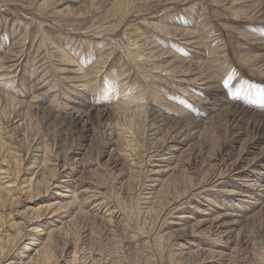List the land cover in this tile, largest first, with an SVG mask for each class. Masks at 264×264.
Instances as JSON below:
<instances>
[{
  "label": "rangeland",
  "instance_id": "rangeland-1",
  "mask_svg": "<svg viewBox=\"0 0 264 264\" xmlns=\"http://www.w3.org/2000/svg\"><path fill=\"white\" fill-rule=\"evenodd\" d=\"M187 29L195 38H181L178 32ZM196 40L202 44L191 43ZM262 53L264 0H0V86L7 91L0 87V93L20 100L18 108L31 107L28 113L9 107L6 98L0 102L7 112L0 166L9 157L3 162L9 169L0 179V186L8 188L6 201L0 200L5 214L0 243L6 245L5 233L16 235L14 219L22 233L17 247L0 255V264H31L38 244L27 239L36 226L27 219L31 211L45 213L58 191L52 183L68 176L84 191L78 192L79 199L94 194L92 203L103 206L87 219L76 211L58 217L61 221L52 216L53 223L43 227L49 231L71 218L76 221L57 235L56 255L67 249L62 264L76 263L68 256L74 245L66 246V240L78 246L76 264H83L91 250L93 257L105 258L101 264H264V154L259 150L264 139L258 149L246 145L258 135L251 124L242 135L244 144L234 140L228 149L225 143L235 138L229 111L213 117L210 110L211 102L220 101V87L226 90L220 95L232 101L264 107ZM249 54L260 57L248 61ZM174 58L176 65L170 62ZM198 61L207 64L206 70ZM114 73L118 79L112 80ZM111 80L117 85L107 89ZM142 108L146 113L137 115ZM76 110L87 115L72 122L69 114ZM158 112L182 122L211 120L207 137H191L183 146L167 149L185 136L177 134V125L168 128ZM131 120L135 144L125 152L123 132ZM46 152L57 172L48 171L52 188L47 185L50 192L45 187L26 200L30 183L41 186L42 176L35 170ZM171 152L181 160L175 169L167 165ZM52 175L56 180H50ZM192 179L201 180L195 187L202 188L177 198L175 188L183 193ZM13 197L19 204H10ZM89 199L81 204L84 208ZM240 210L249 216L241 225L234 216ZM21 212L26 215L19 216ZM68 229L71 237L65 238Z\"/></svg>",
  "mask_w": 264,
  "mask_h": 264
},
{
  "label": "bare ground",
  "instance_id": "bare-ground-1",
  "mask_svg": "<svg viewBox=\"0 0 264 264\" xmlns=\"http://www.w3.org/2000/svg\"><path fill=\"white\" fill-rule=\"evenodd\" d=\"M177 32V31H176ZM178 34L181 36V38H183L184 40L185 39H188V40H190V39H193V38H195V36H196V34L192 31V30H190V29H187V30H181L180 32H178ZM199 40V39H198ZM200 41V40H199ZM199 41H189V42H191V43H194L195 44V42L197 43L196 45H198L200 42ZM190 43V44H191ZM200 44H202V43H200ZM140 47V46H139ZM257 47V46H256ZM152 51V50H151ZM159 51V50H158ZM199 51V50H198ZM156 52V51H155ZM160 52V51H159ZM151 53H153V52H151ZM164 56V55H163ZM162 56V53H161V57H163ZM257 57H260V56H257V55H250L249 54V59L250 60H248V61H252L253 59H255V60H257L258 58ZM261 57H264V53H262L261 54ZM179 58V57H178ZM153 59V58H152ZM154 60H155V56H154ZM159 60H161V59H159ZM153 61V60H152ZM157 61H158V58H157ZM179 60H177V59H173L172 61H170V62H173V64H175V62H178ZM190 61V60H189ZM181 62H182V60H181ZM180 62V63H181ZM262 62V61H261ZM154 63V62H153ZM176 65V64H175ZM198 65H200L201 66V70L203 71V70H206V66H207V64H203V61H198ZM206 65V66H205ZM189 67V69H190V65H188V66H186V68H188ZM177 69V67L176 66H173V70L174 69ZM120 69V68H119ZM119 71V70H118ZM199 72H201V71H199ZM111 73V72H110ZM117 74V73H116ZM116 74L114 73V74H111V75H113V77H112V80L114 79V78H116V79H118V77H116ZM119 75H120V73H118ZM202 74V73H201ZM121 76V75H120ZM122 77V76H121ZM0 80H1V76H0ZM107 80H109V78L107 79ZM111 80V81H112ZM111 81H109L110 83H111ZM118 81V80H117ZM121 81V80H120ZM108 82V83H109ZM116 82V81H115ZM115 82H113L112 81V83H111V86L110 87H107V89L108 88H114L115 86ZM114 83V84H113ZM113 84V85H112ZM13 85V84H12ZM117 85V84H116ZM114 86V87H113ZM0 87H2V86H0ZM31 87H33V86H31ZM116 87H118V86H116ZM122 87H124V86H122ZM122 87H119V89H118V91L117 92H115V96L117 97V94H118V92L122 89ZM3 88V87H2ZM11 88V87H10ZM219 88V87H218ZM7 89V88H6ZM9 89V88H8ZM7 89V90H8ZM33 89V88H32ZM107 89H104V92H106L107 91ZM215 89V88H214ZM227 89V88H226ZM3 90H5V87L3 88ZM2 90V91H3ZM113 90V89H112ZM161 90V89H160ZM163 90V89H162ZM219 92H217L216 93V97L217 98H220V101H219V103H214V102H211L210 103V110L212 111V114H214V113H216L213 117H216V116H218V115H220L221 114V112H218V111H221V110H223V109H225V108H227L228 109V111L229 112H227L228 114V120H231L232 121V123L234 124V127H232V130H231V136H233V137H235L233 140H230V142H229V144H227V143H225V145H226V147L229 149V148H232L233 146H232V142H241L242 141V135H244V133H246V131H249V130H247V128H248V126L250 125L251 126V124H252V127H253V129H254V131H256V133H257V131H258V135L250 142V143H248V144H246V145H248V146H251L252 148H255V149H258L259 148V146L261 145V143H262V140H261V138L262 139H264V113L262 114V110H264V107H256V106H253V105H249L248 104V102H246L247 100H236V101H239V102H236V101H232V100H230V99H228V98H226V95H220L221 93L222 94H224V92L226 91L225 89V91L220 87V90L219 89H217ZM0 91H1V89H0ZM6 91V90H5ZM5 91H3V92H5ZM10 91L12 92V90L10 89ZM228 91V90H227ZM7 92V91H6ZM114 92V91H113ZM161 92V91H160ZM8 94V93H7ZM14 94H15V92H14ZM112 94V95H113ZM227 94V93H226ZM231 93H229V95H230ZM10 95V94H9ZM12 96L13 95H11L10 97L12 98ZM114 96V97H115ZM127 96H130V97H133V95L131 94V95H127ZM231 96V95H230ZM10 97H8V96H3L1 93H0V102L2 101V99L3 98H6L7 100H8V105H9V107H13L12 109H15L16 111H17V109H20V110H23V109H26V111L29 113V112H31L30 110H31V107H30V105H29V107H23V108H18V106H22V103H21V101L20 100H17V99H11ZM15 97V96H14ZM113 97V98H114ZM238 98V97H237ZM17 100V101H16ZM4 102H5V100H4ZM3 103V102H2ZM219 104V105H218ZM5 105V104H4ZM6 105H7V103H6ZM7 105V106H8ZM24 105V104H23ZM26 105H27V103H26ZM5 107V106H4ZM8 107V108H9ZM94 107V106H93ZM92 107V108H93ZM161 107V106H160ZM7 107H6V109H8ZM73 108V107H72ZM4 109V108H3ZM11 109V108H10ZM77 109V108H76ZM79 109V108H78ZM93 109H95V108H93ZM125 109H127V107L125 108ZM158 109V108H157ZM168 109V108H167ZM1 111H0V138L3 136V130H4V128L2 127V123H3V121H5V119L3 118V115H5L7 112L5 111V110H3L2 111V109H0ZM128 110H129V107H128ZM8 111H9V109H8ZM13 111V110H12ZM26 111H24L23 113L25 114V112ZM138 112H139V114H137V115H142L143 114V112L144 113H146L145 111H144V109L142 108V109H139V110H137ZM148 111V110H147ZM155 111V110H154ZM22 112V111H21ZM113 112V111H112ZM112 112H110V113H112ZM166 112V111H165ZM218 112V113H217ZM13 113V112H12ZM19 113V112H18ZM223 113V112H222ZM9 114V113H8ZM86 115H87V113H85L84 111H82V110H76V111H73V112H71L70 114H69V116L71 117V118H73V120H72V122H76V120H79V121H82V118H84V117H86ZM108 115V114H107ZM111 115V114H110ZM110 115H109V117H110ZM158 115H160L161 116V118H162V116H164V119H167V124H165V125H169L170 124V126L171 127H168V128H173L175 125H177L178 127H177V134L179 135L180 133H181V135L182 136H185L183 139H181L180 141H177V142H179V144H172V146H170V147H168L167 149H169V150H173L174 148H178V147H180L181 145L183 146V144H186L187 142H188V140L192 137V138H200V139H202V140H204V136L206 135L205 134V130L207 129V127H209V125H210V123H211V120L210 121H207V120H204V121H200L198 118L197 119H192L191 118V120H184L183 122L181 121V120H177V119H174L172 116H166V115H163V114H161V113H159L158 112ZM14 116V115H13ZM25 117H26V115H24ZM28 116V115H27ZM104 116H105V113H104ZM15 117V116H14ZM57 117H58V115H57ZM192 117H193V115H192ZM212 117V118H213ZM247 117V118H246ZM12 118V117H11ZM22 118V117H21ZM21 118H20V120H21ZM60 118V117H59ZM63 118V117H62ZM65 118V117H64ZM153 118H154V116H153ZM3 119V120H2ZM57 119V118H56ZM251 119V120H250ZM258 119V120H257ZM10 120H12V119H10ZM60 120V119H59ZM84 120V119H83ZM163 120V119H162ZM161 120V121H162ZM202 120V119H201ZM212 120H214V119H212ZM256 120V121H255ZM65 121V120H64ZM259 121H260V123H259ZM7 122V121H6ZM130 122V121H129ZM156 122V121H155ZM226 122V121H225ZM62 123V122H61ZM173 123V124H172ZM63 124V123H62ZM163 124V123H162ZM233 124H231V125H233ZM64 125V124H63ZM75 125V124H74ZM126 125H127V123H126ZM133 125H134V123H133V120H131V122H130V124H128L127 125V128H126V126H125V128H126V131H124L123 132V134L126 136V141L128 142V145L126 146V147H124V151L125 152H127L128 150H129V147H132L134 144H135V140L132 138V136H130L133 132H132V129H134L133 128ZM161 126H164V125H161ZM160 126V127H161ZM249 126V127H250ZM115 127V126H114ZM176 127V126H175ZM252 127H250V129L252 128ZM163 128V127H162ZM210 128V127H209ZM221 128V127H220ZM225 130V129H224ZM165 131V130H164ZM167 131H168V129H167ZM174 131H175V129H174ZM223 131V130H222ZM155 132H158V130H156ZM172 132V131H171ZM250 132H252V131H250ZM255 133V134H256ZM122 134V135H123ZM171 134V133H170ZM224 134H225V132H224ZM123 135V136H124ZM129 135V136H128ZM169 135V134H168ZM176 135V134H175ZM209 136V135H208ZM217 136V135H216ZM206 137H207V135H206ZM168 138V137H167ZM196 138V139H197ZM234 140H236V141H234ZM249 140V139H248ZM247 140V141H248ZM122 141V140H121ZM165 141V140H164ZM243 142V141H242ZM241 142V143H242ZM7 144V142L5 141V138L3 139V138H1L0 139V149H5V147L7 146L6 145ZM242 144H244V143H242ZM224 145V144H223ZM244 146V145H243ZM38 148H39V146H38ZM222 148H224V147H222ZM243 149H242V151L246 148V147H242ZM136 149V147L134 148V150ZM223 150H225V149H223ZM248 150V149H247ZM259 150L261 151V154H264V147H261V148H259ZM132 151V150H131ZM244 151H246V150H244ZM12 152V151H11ZM135 153L137 154V150L135 151ZM170 154V153H169ZM171 154H173L172 155V157H170L169 159H166L169 163L167 164L168 166H172V168L173 169H175V168H177L176 166H178V164H180L179 162L181 161L180 160V158H179V156H177V155H175L174 154V152H171ZM165 156L166 154H159V156ZM168 155V154H167ZM1 156V155H0ZM5 156H7V155H5ZM4 156V157H5ZM49 156H51V155H49V154H47V152L46 153H44L41 157L42 158H40V160H39V162H38V164L36 165V170H35V173H37V174H40L42 177H41V181H42V183H41V186H39L40 184H38L36 187L32 184V183H30L28 186H27V197H26V200H27V198H35V196L37 195V196H39L40 195V193L42 192V190L46 187V190L48 189V187H47V185H54V183H57L56 185H54V188H56L58 191H56V192H54V198H52V199H55L54 201H51L50 203H47L44 207H45V213H43L42 211H40V210H38L37 211V213H34L33 214V212L31 211V215H29V219H27V222H28V225L29 226H31V225H36L35 227H33V228H35V229H33V230H35L34 231V233L32 234V233H30V235H31V237H29L30 235H27L29 238H27L30 242H32V244H38V248L37 249H35L33 246V248L35 249V251H34V256H33V259H32V262H31V264H62V262L60 261L61 260V257H64V255H63V253L64 252H66V250L67 249H65V251L62 253V255L61 256H57L56 255V253H55V250H54V245L57 243V240H58V236L60 237V236H62V233H63V230H64V228L66 229V227H67V225H68V223L70 224L69 226L71 227V225L74 227V226H76L77 224H76V221L73 219V218H71L70 220H68V221H66V222H64V223H61V224H63V225H65V226H63L62 225V227H60V226H58L59 228H57V229H50L49 231H45V229L49 226V224L50 223H53V220H55V217L57 216V219L59 220V218L58 217H60V219H61V217L63 216H66V215H64V213L65 214H67V216L68 215H70V214H72L73 213V211H76V214L77 215H79L80 217H83V218H86L87 219V217H90V215L91 214H93V212H96V211H98L99 209H101V207L103 206L102 205V203H101V201L100 202H95L94 204L92 203L93 201L92 200H94V199H96V197H94V194H91V195H93V197H89V198H86V200H82V197L79 199L78 198V194L79 193H83V192H81L82 190H80V189H78V187H77V184H73V181H72V179H71V177L70 176H68V178L67 179H65V180H63V181H55V182H53L52 184H50L51 182H47V179H48V177H49V173H48V171H53V170H55V168L53 167L52 169H51V166H50V162H52V160H50V157ZM223 156V155H222ZM226 156V155H225ZM3 157V156H2ZM7 158L9 159V157H6V158H3L4 160H3V162H7ZM14 158H17V157H14ZM39 158V157H38ZM165 159V158H164ZM182 159V158H181ZM126 160V159H125ZM11 161V160H10ZM9 161V162H10ZM3 162H2V165L0 166V174H1V176H0V179L2 178V174H4V171L6 172V171H8V167H6V168H4L3 167ZM160 162V161H159ZM33 162H30V164H32ZM54 164V163H53ZM9 165V164H8ZM33 166H35V165H33ZM181 166H183V165H181ZM11 169V168H10ZM263 169V168H262ZM177 170V169H176ZM22 171V170H21ZM56 171V170H55ZM3 172V173H2ZM10 172V171H9ZM41 172V173H40ZM12 173V172H11ZM53 173H56L57 174V172H54L53 171ZM52 174V173H51ZM56 174H53L54 176H56ZM7 175V174H6ZM9 175H10V173H9ZM39 175V176H40ZM52 175V177L50 178V180H56V178L54 177ZM216 176V175H215ZM6 177H8V175L6 176ZM5 177V178H6ZM10 177V176H9ZM54 177V178H53ZM188 177V176H187ZM219 178V177H218ZM4 179V178H3ZM188 179V178H187ZM49 180V181H50ZM164 180V179H163ZM218 180H220V178L219 179H217L216 180V182L218 181ZM13 181V180H12ZM39 181V180H38ZM76 181H78V180H76ZM165 181V180H164ZM163 181V182H164ZM168 180H166V182H167ZM186 181H188V180H186V178H185V180H184V182H186ZM32 182H34V181H32ZM200 182H201V180L200 181H198L197 183H195L194 182V180L192 179V183H190L189 185L190 186H188L189 188L186 190V191H184L182 194L179 192V190H177L176 188H175V192H177L178 193V195H177V198H180V197H182V196H184V194L189 190V189H192V190H198V189H200V188H202V187H195L197 184L198 185H200ZM38 183V182H37ZM2 183H0V185H1ZM7 184V183H6ZM11 184V183H10ZM165 184V183H164ZM209 184V183H208ZM16 185V184H15ZM74 185H76V187L74 186ZM25 186V185H24ZM205 186V185H204ZM51 187V186H50ZM50 187H49V189H50ZM187 187V186H186ZM52 188V187H51ZM70 188V190H71V192L70 191H68V189ZM72 188V189H71ZM244 188V187H243ZM8 188H6V186H0V200L2 201H6V200H4V197H3V193H4V191H6ZM37 189H38V192H37ZM91 189V188H90ZM11 190V189H10ZM36 190V191H35ZM61 190H62V192H61ZM191 190V191H192ZM8 191V190H7ZM26 191V190H25ZM70 192V195H68L67 193H65V192ZM190 191V190H189ZM226 191V190H225ZM22 192V191H21ZM47 192H50V190L48 191L47 190ZM79 192V193H78ZM9 193H10V191H9ZM190 193V192H189ZM5 194V193H4ZM187 194V193H186ZM255 194V193H254ZM16 195V194H15ZM81 195V194H80ZM86 195V194H85ZM260 195H262V194H260ZM259 195V196H260ZM252 196V192H248V194L246 195V197H251ZM6 197V196H5ZM33 198H32V200H33ZM84 198V197H83ZM51 199V200H52ZM85 199V198H84ZM87 199H89V202H88V206L86 207V208H84L83 207V205H84V201H88ZM14 200H16V198L14 199V197L13 198H11V202H10V204H13V203H18L19 204V202L17 201V202H14ZM29 200V199H28ZM245 200V199H244ZM204 201V200H203ZM211 201H213V202H215V197L213 196V198H211ZM232 201V200H231ZM22 202V201H21ZM81 202V203H80ZM239 204L241 203L240 201L238 202ZM2 204V202H0V206H2L1 205ZM22 204V203H21ZM81 204H83V205H81ZM217 204V203H216ZM238 204V205H239ZM264 204V203H263ZM29 205V204H28ZM91 205H93V206H91ZM218 205V204H217ZM4 206V205H3ZM21 207V206H20ZM29 207V206H28ZM89 207V208H88ZM161 207V206H160ZM240 207V206H239ZM2 207H0V209H1ZM87 208H88V210H87ZM40 209V208H39ZM90 209V210H89ZM19 210V209H18ZM48 211V212H47ZM26 212H28L26 209H25V211H24V213H26ZM15 213V212H14ZM20 213V212H19ZM18 213V215L19 216H21L23 213L21 212V214H19ZM69 213V214H68ZM75 213V212H74ZM246 213H248L246 210L244 211V210H240L239 212L237 211L236 213H234L235 215L234 216H236L235 218H238V221H236V222H238V223H240V225L241 224H243L248 218H249V216H247V215H245ZM9 214L12 216L13 215V213H12V211L11 212H9ZM9 214L8 215H6V217H8L9 216ZM27 214V213H26ZM26 214H23V215H26ZM29 214V213H28ZM47 214H51L50 216L49 215H47ZM75 214V215H76ZM96 214V213H95ZM94 214V215H95ZM111 214H112V212H111ZM16 215V214H15ZM4 216H5V214H4V210H0V221H2L3 219H4ZM49 216V217H48ZM52 216H54V218L52 217ZM96 216V215H95ZM101 216V215H100ZM252 216H253V214H252ZM251 217V216H250ZM12 218H15V217H12ZM53 218V220L50 222V220ZM75 218V217H74ZM56 219V220H57ZM76 219V218H75ZM104 219H105V217H104ZM62 220V219H61ZM61 220H59V221H61ZM64 220V219H63ZM111 220V219H110ZM91 221V220H90ZM8 222V221H7ZM11 222V221H10ZM63 222V221H62ZM217 222V221H216ZM235 222V220H234V223H236ZM249 222V221H248ZM111 223V222H110ZM247 223V222H246ZM55 224V223H54ZM119 224H120V222H119ZM38 225V226H37ZM53 225V224H52ZM245 225V224H244ZM6 226V225H5ZM43 227H46V228H43ZM2 228V227H1ZM15 229V232H16V235H12L11 233H5L4 235H5V237L7 238V242H6V245H7V247H5L6 245L4 244V246H3V244H1L0 243V255H2V257H5V256H8V253H9V249L12 247L13 249H15L16 247H17V241H18V238L20 237V235L22 234L21 233V230H18V223H17V221L14 219V221L12 222V229ZM20 228V227H19ZM4 229V228H3ZM10 229V228H9ZM13 229V230H14ZM73 229V228H72ZM5 230V229H4ZM33 230H31V231H33ZM43 231H45L46 233H47V237L45 238V239H43V237H41V232H43ZM193 231V230H192ZM70 232H71V230H70ZM65 233H66V237L65 238H69V237H71L70 235V233H69V229L68 230H65ZM64 234V233H63ZM85 234V233H84ZM4 235H2V236H4ZM58 235V236H57ZM85 237V236H84ZM81 238H83V237H81L80 236V240H81ZM1 239V238H0ZM71 239V238H70ZM115 239V238H114ZM109 240H111V239H109ZM78 241V240H77ZM132 241V240H131ZM214 242H215V240H214ZM73 242H69V240H66V246H72V245H74V250H71L72 252H71V254L70 255H68V256H70V260H71V262H72V260L74 261V262H78V257H77V253L79 252V249H78V246H77V244H72ZM9 244V245H8ZM20 244V243H19ZM109 244V243H108ZM40 245V246H39ZM76 245V246H75ZM9 246H11V247H9ZM36 246V245H35ZM65 246V247H66ZM24 249H27V248H29V246L27 245V244H24ZM108 247H109V245H108ZM217 247V246H216ZM20 248V247H19ZM32 248V249H33ZM85 248V247H84ZM83 248V249H84ZM111 248H113V246L111 247ZM110 248V249H111ZM22 249V248H21ZM187 249V248H186ZM64 250V249H63ZM86 250V249H85ZM113 250V249H112ZM69 251V250H68ZM91 251H94V250H91ZM91 251H89L88 252V254H85L84 255V259H83V264H101V260H104L105 258H103V259H99V258H95V257H93L92 256V254L94 255V253H91ZM111 251V250H110ZM81 252V251H80ZM84 252V251H83ZM114 252V251H113ZM16 253V252H15ZM19 253H20V251H19ZM111 253V252H110ZM115 253V252H114ZM114 253H113V256H114ZM23 254V253H22ZM60 254V253H59ZM67 254V253H66ZM84 254V253H83ZM261 254V253H260ZM108 255V254H107ZM17 256V255H16ZM18 257V256H17ZM16 257V258H17ZM101 257V256H100ZM111 257V256H110ZM68 258V257H67ZM102 258V257H101ZM115 258V257H114ZM1 259V258H0ZM7 259V258H6ZM28 259V258H27ZM16 260V259H15ZM22 260V259H21ZM69 260V259H68ZM260 260V259H259ZM28 261H29V259H28ZM27 261V262H28ZM31 261V260H30ZM178 261V260H177ZM262 261V260H261ZM5 262V261H4ZM23 262V261H22ZM21 262V263H22ZM68 262V261H67ZM67 262H66V264H67ZM70 262V261H69ZM111 262V261H110ZM16 262L15 261H11V262H9V263H7V264H15ZM20 263V264H21ZM75 263V264H76ZM82 262H80L79 264H81ZM104 263V262H103ZM112 263H113V261H112ZM114 263H115V261H114ZM25 264H29V263H25ZM65 264V263H64ZM173 264V263H172ZM180 264V263H179Z\"/></svg>",
  "mask_w": 264,
  "mask_h": 264
}]
</instances>
